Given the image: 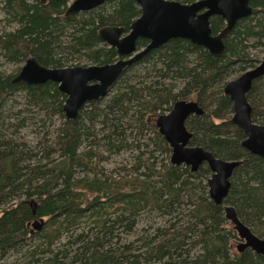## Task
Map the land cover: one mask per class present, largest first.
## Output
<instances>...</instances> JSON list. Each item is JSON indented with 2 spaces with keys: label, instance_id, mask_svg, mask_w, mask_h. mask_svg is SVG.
Masks as SVG:
<instances>
[{
  "label": "trees",
  "instance_id": "trees-1",
  "mask_svg": "<svg viewBox=\"0 0 264 264\" xmlns=\"http://www.w3.org/2000/svg\"><path fill=\"white\" fill-rule=\"evenodd\" d=\"M69 2L0 0L10 26L0 28V56L15 64L33 56L46 67L115 62V48L98 30L117 25L127 32L140 15L135 1L104 0L65 16ZM250 5L254 12L225 36L222 54L170 39L128 65L108 94L85 103L74 120L64 116L56 83H15L19 70L0 71V264H264V255L237 250L240 239L224 213L231 205L264 238V159L240 145L244 134L230 121L232 103L223 93L230 74L256 65L245 49L250 36H264V0ZM20 91L25 105L12 112ZM181 99L197 100L204 111L186 120L189 145L240 160L221 204L209 197L207 164L196 171L171 164L155 126L157 115ZM247 99L253 121L264 125V77ZM28 127L39 129L34 143L21 136ZM127 150L141 151L131 173L111 177L98 166ZM39 218L40 230H32ZM119 234L131 239L121 243Z\"/></svg>",
  "mask_w": 264,
  "mask_h": 264
},
{
  "label": "water",
  "instance_id": "water-1",
  "mask_svg": "<svg viewBox=\"0 0 264 264\" xmlns=\"http://www.w3.org/2000/svg\"><path fill=\"white\" fill-rule=\"evenodd\" d=\"M45 3L48 0H40ZM57 1V0H54ZM140 8V15L134 19L129 30L117 25H106L98 30L99 38L115 48L118 59L113 63L87 66L46 67L33 56L24 60L12 82L39 85L48 81L57 84L59 92L65 95L63 113L67 120H74L79 109L89 101L105 97L110 87L122 71L152 49L160 47L174 38L188 40L192 44L220 55L225 50L224 38L236 23L253 12L251 0H193L189 3L176 0H134ZM104 0H71L65 16L88 11L101 5ZM220 17L224 25L216 33L211 30V18ZM147 43L138 48L137 40ZM264 77V61L243 71L239 76L227 81L223 93L232 103L230 121L244 134L240 145L251 154L264 159V125L252 119V106L247 94L254 82ZM204 111L197 100L181 99L174 102L169 111L157 115L155 126L171 149L170 163L187 165L196 171L206 163L211 174L207 179L208 194L215 204H221L228 195L230 178L240 160H226L215 157L201 146H190L192 133L186 128L190 115H200ZM35 211L34 200L29 201ZM225 218L233 224L240 239L237 250L250 248L264 255V238L255 235L237 217L231 205H224ZM43 219H34L32 230H40Z\"/></svg>",
  "mask_w": 264,
  "mask_h": 264
},
{
  "label": "rangeland",
  "instance_id": "rangeland-1",
  "mask_svg": "<svg viewBox=\"0 0 264 264\" xmlns=\"http://www.w3.org/2000/svg\"><path fill=\"white\" fill-rule=\"evenodd\" d=\"M176 1L183 2L184 0H176ZM184 3H189V2H184ZM253 12H254V10H253ZM249 16H247V17H249ZM247 17H245V18H247ZM210 21L213 22L214 25L217 24V25H215L216 27L213 26V24L211 26V30L214 31L213 33H216L224 25V21L221 18L216 17V16L212 17ZM9 27L10 26H8L5 22L3 12L0 10V28L3 30V28L8 29ZM246 46L247 47L245 49V53H246V55H249L252 58L257 60L255 64H258L261 61H264V36L263 37L260 36L258 39L256 36H250L246 42ZM23 63L15 64L13 62L6 61L4 58H2L0 56V71L4 72L6 74L16 73L17 70H19L20 67L23 65ZM73 63H71V64H73ZM75 65L87 66V65H92V64H90L87 61H80L79 63H77ZM75 65H69V66H75ZM242 72L243 71L236 72L234 74H230L226 80L229 81V80L239 76ZM262 78L263 77H261L259 79H262ZM15 95H16L15 99H17V104H15L14 102L11 103L14 106V108L12 109V112L16 111L17 109L23 108L25 105L24 93L20 91V92L16 93ZM38 118H39V116L36 117L37 120H38ZM61 121L62 120L59 119L58 117H56V116L53 117L54 124H60ZM38 130L39 129H37L36 127H28V128L23 129L21 131V136L24 137V139L26 141L28 140L31 143H34L37 140V138L39 137V135L37 133ZM101 149H103V148H101ZM101 154H102V156L105 157L107 155V152L103 151V152H101ZM139 155H141V151H139V152L133 151V150L132 151H129V150L121 151L117 154L109 155V157L106 160L99 161L98 166L100 168H103V170L105 172H107V174H110L111 177H115V175H117L118 172L124 173V174H127V173L129 174L133 171L134 166L136 165V163H135L136 159L138 158ZM146 155L147 154H145V156ZM142 224H144L143 220H142ZM31 229H33L32 226H31ZM119 235L122 239L121 243H124L127 240L131 239V237L128 236L127 234H119Z\"/></svg>",
  "mask_w": 264,
  "mask_h": 264
}]
</instances>
